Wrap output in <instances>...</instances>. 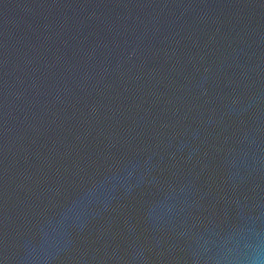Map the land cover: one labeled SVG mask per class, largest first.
<instances>
[{"label": "water", "instance_id": "obj_1", "mask_svg": "<svg viewBox=\"0 0 264 264\" xmlns=\"http://www.w3.org/2000/svg\"><path fill=\"white\" fill-rule=\"evenodd\" d=\"M0 264H264V0H0Z\"/></svg>", "mask_w": 264, "mask_h": 264}]
</instances>
